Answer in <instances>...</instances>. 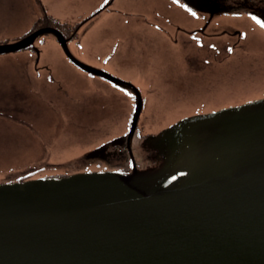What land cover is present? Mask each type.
Returning <instances> with one entry per match:
<instances>
[{
  "label": "water",
  "instance_id": "1",
  "mask_svg": "<svg viewBox=\"0 0 264 264\" xmlns=\"http://www.w3.org/2000/svg\"><path fill=\"white\" fill-rule=\"evenodd\" d=\"M44 33L79 68L133 92L128 133L108 144L130 143L138 89L75 57L57 28L0 42V54ZM141 145L153 166L0 182V264H264V96L182 117Z\"/></svg>",
  "mask_w": 264,
  "mask_h": 264
},
{
  "label": "rangeland",
  "instance_id": "2",
  "mask_svg": "<svg viewBox=\"0 0 264 264\" xmlns=\"http://www.w3.org/2000/svg\"><path fill=\"white\" fill-rule=\"evenodd\" d=\"M104 1L0 0V42L42 26L68 34ZM193 14L177 0H113L69 40L78 58L139 88V127L147 134L187 115L264 96V27L250 15L229 12L212 19L214 37L178 30L199 23ZM237 31L241 37L233 45ZM35 44L39 65L49 69L25 72L34 57L30 49L0 54V181L71 171L70 163L101 139L117 137L128 119L131 99L120 88L70 63L53 35ZM30 160L40 164L3 173ZM74 163L76 169L95 167Z\"/></svg>",
  "mask_w": 264,
  "mask_h": 264
},
{
  "label": "flooded vegetation",
  "instance_id": "3",
  "mask_svg": "<svg viewBox=\"0 0 264 264\" xmlns=\"http://www.w3.org/2000/svg\"><path fill=\"white\" fill-rule=\"evenodd\" d=\"M177 1L180 4H182L183 6L187 7V9H189L192 13H194L193 15H195L196 17H198L200 19L199 23L195 24L191 28H182V26H179L177 29L180 30V31L189 33V34L199 33V34H201V36L203 38L204 37L210 38V37H214L215 35H217V33H218L217 31H214V30L210 31L209 30V25L211 24L212 19L216 15L221 14V13L237 12V13L247 14V15H250L253 19H255L256 22H258L261 26L264 25V20H262L260 18V14L264 11V0H213L215 5H216L214 7L215 10L198 9V8L188 4L184 0H177ZM112 3H113V0H105L104 3L102 5H100V7L98 9H96L94 11V13H91L90 15L85 17L83 20L81 19L82 21L80 20L79 21L80 23L77 22V24L75 26H73L72 30L68 34H64L60 30L61 33L64 35V37L67 38V41H66L67 47L69 48L70 52L73 55H75V54L73 53V51L71 50V48L69 46V40L71 39V37H73L77 33L79 27L83 23H85L87 20H89V18L91 16L97 14L102 9H104L105 7H107L108 5H110ZM214 8H212V9H214ZM227 33L233 34L232 31H227ZM234 35H235V41H234L233 45L236 44L235 43L236 39H237V41H238V39H240L241 33L239 31H237L236 33H234ZM174 39H177V38L174 37ZM55 40L58 43L63 55L65 56V58L70 63H72L74 66H76L67 57V55L65 54V52H64L61 44L58 42V40L56 38H55ZM24 49H30L32 51L33 55H34L33 61L31 63V65H30V67H28L24 63L26 68L28 67V69L25 71L26 73L29 71V69H32V70H39L41 68L49 69V67L47 65H39L40 48L38 46H36L35 48L33 46H29V47L24 48ZM77 68L80 69L79 67H77ZM80 70H82V69H80ZM82 71H84V70H82ZM84 72L90 73L92 75H95V76H97L99 78H102V79L106 80L110 84L115 85L116 87L120 88L131 99V103H130V107H129V111H128V115H127L128 119H127V122H126L125 129L120 134H118L117 137H115V138L113 137V138H110V139H106V138L101 139L99 143L95 144L91 148V149H96V148H98V147H100L102 145L110 143L111 141H113L115 139H119V138L124 137L125 134L128 132V130L130 128V123H131L132 107H133V103H134V94H133V92L130 89H128V88H126V87H124L122 85H119V84H117V83H115L113 81H110V80L106 79L105 77L99 76V75H97L95 73L88 72V71H84ZM111 75H113V73ZM113 76H115V74ZM115 77H117V76H115ZM117 78H119V77H117ZM129 82H131V81H129ZM98 88H100V87H98ZM254 97H251V98H254ZM99 98H100V101H102L101 96H99ZM251 98H249V99H251ZM249 99H246V100H249ZM142 108H143V100H142ZM139 123H140V116L138 117V122H137V125H136V129H137L138 135L147 134L146 132L139 130ZM29 134L30 133H28V135ZM36 140L38 141L39 139L36 138ZM135 142H136L135 139L134 140L132 139L130 141V143H128L127 140L125 139L121 143L108 144L106 149L104 150L103 157H96V158L92 159V161H90V162H93L95 164V167H93V168L83 167L82 169H104V168H107V167L110 166L112 168H116V169H119L121 171H128V170L132 169L133 166H136V167H139V168L152 166L154 164V162L151 160L150 155L147 154L144 150H142V148L140 146H137V144ZM91 149H89V150H91ZM78 162L80 163V161H78ZM75 166H78V165L75 164V165L70 166V167L71 168L72 167L75 168ZM66 172H68V171H66ZM66 172L65 173H60L57 176L64 175V174H66Z\"/></svg>",
  "mask_w": 264,
  "mask_h": 264
},
{
  "label": "trees",
  "instance_id": "4",
  "mask_svg": "<svg viewBox=\"0 0 264 264\" xmlns=\"http://www.w3.org/2000/svg\"><path fill=\"white\" fill-rule=\"evenodd\" d=\"M9 129H10V131L12 130L10 127H8ZM5 151H7V150H5ZM75 163L74 162H72V163H70V165H74Z\"/></svg>",
  "mask_w": 264,
  "mask_h": 264
},
{
  "label": "snow or ice",
  "instance_id": "5",
  "mask_svg": "<svg viewBox=\"0 0 264 264\" xmlns=\"http://www.w3.org/2000/svg\"><path fill=\"white\" fill-rule=\"evenodd\" d=\"M262 26H264V25H262Z\"/></svg>",
  "mask_w": 264,
  "mask_h": 264
}]
</instances>
